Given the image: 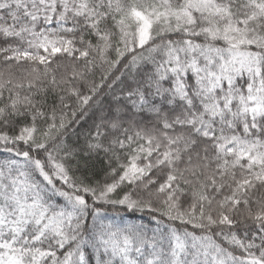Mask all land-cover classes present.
Instances as JSON below:
<instances>
[{"label": "snow or ice", "instance_id": "obj_1", "mask_svg": "<svg viewBox=\"0 0 264 264\" xmlns=\"http://www.w3.org/2000/svg\"><path fill=\"white\" fill-rule=\"evenodd\" d=\"M0 264H264V0H0Z\"/></svg>", "mask_w": 264, "mask_h": 264}]
</instances>
